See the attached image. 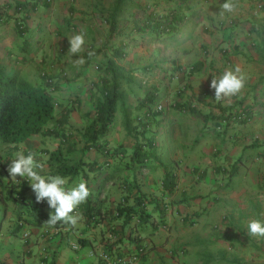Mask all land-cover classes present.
<instances>
[{
  "label": "crops",
  "instance_id": "obj_1",
  "mask_svg": "<svg viewBox=\"0 0 264 264\" xmlns=\"http://www.w3.org/2000/svg\"><path fill=\"white\" fill-rule=\"evenodd\" d=\"M133 1L135 9L126 12L123 3L116 13L117 35L108 42L116 0H0L1 62L9 74L46 86L58 103L49 130L0 152V198L21 197L11 201L21 206L16 219L5 205L0 220V264H118L138 246L146 250L140 264H264V236L247 233L249 220L264 217V0H231V13L222 11L224 0H147L153 6L143 13ZM171 8L182 16L174 31L139 30L146 12L165 18ZM81 31L86 43L74 55L69 37ZM114 47L124 48L123 58ZM110 62L121 93L115 120L123 115L103 151H83ZM237 65L244 88L217 101L211 80ZM146 105L163 110L145 117ZM125 110L148 123L137 136L127 132ZM227 115L245 118L219 128ZM54 129L62 138L49 134ZM138 145L143 150L135 155ZM58 146L70 162H87L86 176L66 178L85 180L91 190L76 210V226L49 225L47 202H37L29 182L8 172L18 153L31 151L51 174L48 160ZM88 162L100 169L89 171ZM7 180L15 187L5 188ZM141 196L149 222L133 228L138 215L125 224L118 209ZM95 205L101 216L90 217L86 210Z\"/></svg>",
  "mask_w": 264,
  "mask_h": 264
},
{
  "label": "trees",
  "instance_id": "obj_2",
  "mask_svg": "<svg viewBox=\"0 0 264 264\" xmlns=\"http://www.w3.org/2000/svg\"><path fill=\"white\" fill-rule=\"evenodd\" d=\"M124 1L125 0H116L111 16L112 21L107 37L108 42L117 35L118 23L115 16L116 13L122 9ZM16 4L17 7L23 6V4L19 2H16ZM176 10L177 8H171L167 12L165 18L160 17L155 11L146 12L144 14V19L138 25L139 30L146 31L150 29L154 31L156 35L174 31L178 26V21L182 18L181 15L176 13ZM108 42H106L104 47L108 45ZM113 50L114 53L118 55V58L124 57V48L114 47ZM119 52L121 53L119 54ZM99 54L100 51L97 52V55ZM117 68L118 67L112 62L102 68V71H107L106 74H111L112 76L110 79H105L106 77L103 78L101 86L102 97L95 103L96 114L89 118L88 125L82 134V139L84 140V145L82 147L83 151L93 148L101 151L104 150V140L115 120L121 98L119 89L120 83L115 73ZM43 71L45 70H42L41 75L46 79L50 78L46 71V75H43ZM144 105L145 104H141V107ZM145 107L146 110L143 115L145 117H149L156 112L154 110L152 111L150 105H146ZM56 113V99L46 86L35 85L27 78L23 77L19 72L9 74L7 68L0 60V141L4 142V146H0V148H5V146L9 145H18L42 133L45 129L49 130L56 119ZM143 116L131 117V114L125 110V125L128 133L137 136L140 133L139 130L147 126L148 123L143 121ZM65 117L66 115L64 114L63 119L60 118L61 120L58 119L57 122L61 125L66 124ZM62 133L60 130L54 129L51 130L49 134L62 138V135H64ZM70 136L71 134L67 133L66 137L63 139ZM142 150V145H138L134 154L140 155ZM48 163L51 168V174H62L71 180L84 177L82 175H87L83 169L87 164L85 159L81 158L76 162H70L69 157L65 154L61 146H58L56 150L50 153ZM88 164L89 171L100 169V165L97 166L96 162H88ZM1 181L2 179L0 178V185L3 184ZM6 182L7 185L4 186L5 188L15 187L12 181L7 180L5 183ZM142 198L141 196L138 203L134 206L119 207L118 214L123 218V223L130 224L135 215L141 217L142 222L135 223L133 228H138L149 222V214L145 210L140 209V204L143 201ZM5 200L21 202V197L11 192L5 199L3 198V201ZM40 204L42 205V203ZM86 211L91 214L90 217L92 215L101 216L102 213L97 205L88 208ZM138 241H140V239H138Z\"/></svg>",
  "mask_w": 264,
  "mask_h": 264
},
{
  "label": "clouds",
  "instance_id": "obj_3",
  "mask_svg": "<svg viewBox=\"0 0 264 264\" xmlns=\"http://www.w3.org/2000/svg\"><path fill=\"white\" fill-rule=\"evenodd\" d=\"M222 11L231 13L234 4L231 0H224L221 5ZM86 43L83 31L69 37V51L78 54ZM245 75L237 66L225 68L218 75H214L210 87L214 89L215 99L220 101L224 98L237 96L244 88ZM44 164L41 163L35 152L23 151L18 153L8 165V172L13 179L17 176L25 178L35 194L37 202H47L52 209L48 220L49 225L58 222L76 226L78 216L76 210L86 202L91 194L88 182L79 180L72 184L62 174H46L43 171ZM247 233L251 236H264V217L254 218L247 223Z\"/></svg>",
  "mask_w": 264,
  "mask_h": 264
},
{
  "label": "rangeland",
  "instance_id": "obj_4",
  "mask_svg": "<svg viewBox=\"0 0 264 264\" xmlns=\"http://www.w3.org/2000/svg\"><path fill=\"white\" fill-rule=\"evenodd\" d=\"M107 1V0H106ZM139 2L142 3V5H138L137 6V11L139 13H143L144 10H149L151 8V6H153V4L150 2V1H147V0H138ZM135 1L133 0H125L124 1V9L127 11H130L132 9H135L136 8V5H135ZM150 4V5H149ZM145 6H147V9H145ZM149 6V7H148ZM107 9V8H106ZM31 35V32L30 33H27L26 34V37L29 39ZM33 40H30L28 41V45L30 46V50L34 49L35 48V44L32 42ZM22 55H27L26 53H22ZM31 82H33L32 80H29ZM34 83V82H33ZM123 115V113H121L120 115H117L116 117V120H115V124L118 122V120L121 118L120 116ZM4 142H1L0 141V146H4L3 144ZM3 148H0V150L2 151ZM4 172H7V171H4ZM10 189H9V193H10ZM11 201H7V202H3L2 199L0 198V220H2V218L4 217V214H5V205H9L8 206V212L10 213L9 214V218H12L14 220V218L16 219L18 213L20 212L21 210V206L20 204H18L17 206H14V205H11ZM18 207V208H17ZM13 214V216H12ZM17 238L19 239V241L21 242H24V238L20 235V233H18L17 235Z\"/></svg>",
  "mask_w": 264,
  "mask_h": 264
},
{
  "label": "built area",
  "instance_id": "obj_5",
  "mask_svg": "<svg viewBox=\"0 0 264 264\" xmlns=\"http://www.w3.org/2000/svg\"><path fill=\"white\" fill-rule=\"evenodd\" d=\"M53 0H48V2H52ZM262 4H259V8H262ZM43 75H46V72L43 71ZM47 82L49 84L53 83V79L52 78H47ZM58 105V103L56 102V106ZM163 110V106L162 105H158L157 108L155 109L156 112H161ZM151 115V114H149ZM153 115V114H152ZM243 118H245L244 115H227L223 120H222V125L219 126V128H222V126L227 125L229 122L234 121V120H242ZM136 223H141V217L136 216ZM29 234L27 232H25V236H28ZM78 246H75V248H77ZM146 253L145 247L144 246H139L135 249V251H132L131 253L124 255V256H120L117 259L118 264H140L143 255Z\"/></svg>",
  "mask_w": 264,
  "mask_h": 264
}]
</instances>
